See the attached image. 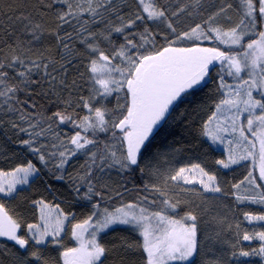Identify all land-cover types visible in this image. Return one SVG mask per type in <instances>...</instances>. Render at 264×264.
<instances>
[{
  "label": "snow or ice",
  "instance_id": "snow-or-ice-1",
  "mask_svg": "<svg viewBox=\"0 0 264 264\" xmlns=\"http://www.w3.org/2000/svg\"><path fill=\"white\" fill-rule=\"evenodd\" d=\"M136 5L0 9V131L64 187L44 189L60 202L28 195L42 180L38 163L0 168V264H264V0ZM210 80V101L178 113ZM197 122L209 148L224 146L216 169L206 160L166 167L182 149L153 152L156 137ZM237 166L242 178H223ZM183 194L232 203L209 234L207 209ZM74 202L87 211L78 215ZM118 228L137 238L104 239Z\"/></svg>",
  "mask_w": 264,
  "mask_h": 264
}]
</instances>
